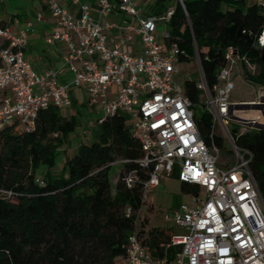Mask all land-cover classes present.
I'll return each instance as SVG.
<instances>
[{
	"label": "built area",
	"instance_id": "2783aa9c",
	"mask_svg": "<svg viewBox=\"0 0 264 264\" xmlns=\"http://www.w3.org/2000/svg\"><path fill=\"white\" fill-rule=\"evenodd\" d=\"M55 29L45 38L47 44L62 41L65 45L62 63L72 77L58 80L59 69L36 71L25 57L34 21L0 17V128L17 124L34 128L41 109L50 105L66 108L72 103L70 88L82 87L85 105L102 106L100 124L116 112L128 114L131 134L138 140L142 155L139 165L147 170L142 181V202L159 184L162 176L176 175L180 182L197 186L190 192L192 204H180L163 220L183 229L158 249L146 239L150 228L142 227L143 218L135 221V229L127 236V248L121 264H264V196L250 167L253 154L234 143L227 125L242 126L239 132L264 128V88L252 100L234 101L233 78L258 73V65L229 45L225 64L217 71V81L209 87L200 65L196 42L192 35L193 59L199 66L195 87L201 91L203 110L211 115L209 144L197 127L195 105L185 94L184 84L177 78L181 61L177 43L171 41L169 28L163 40L156 36L158 23L168 25L172 10L155 11L142 16L135 0H94V8L83 0L79 14L74 15L56 0H44ZM189 27L190 20L182 0ZM264 9V0H254ZM111 12L125 14L121 21L101 22ZM43 14H36V21ZM116 29L119 35H111ZM139 36L141 50L133 52L131 44ZM264 48V29L257 37ZM115 86V91L110 88ZM251 105L258 116L243 118L240 106ZM232 147L233 161H220L214 133ZM133 172L125 177L128 187L138 182ZM202 196V197H201ZM146 207L151 208L150 204ZM130 212V207L127 208ZM169 249L171 253H169ZM160 250L161 254L157 251Z\"/></svg>",
	"mask_w": 264,
	"mask_h": 264
},
{
	"label": "trees",
	"instance_id": "16d2710c",
	"mask_svg": "<svg viewBox=\"0 0 264 264\" xmlns=\"http://www.w3.org/2000/svg\"><path fill=\"white\" fill-rule=\"evenodd\" d=\"M171 2L167 43H177L181 62L193 59V35L206 82L212 87L225 64V49L233 45L258 65L256 75L245 77L264 88V48L255 45L264 29L263 8L255 2L243 8L241 0H182L190 28L178 0H155L165 9ZM238 28L250 39L238 37ZM4 45L0 42V48ZM185 94L194 105L203 104L194 79L185 82ZM76 121L50 105L39 111L32 129L17 124L0 128V264H121L127 236L143 206L141 183L147 170L138 162L141 146L124 115L116 112L103 120L90 143L82 142L75 154L66 157L63 170L55 174L56 158L65 152L63 144ZM197 127L209 144L212 120L207 111L197 115ZM229 133L236 145L252 152L250 167L264 193V174L259 169L264 164V128L242 133L234 128ZM214 140L223 146L220 134L214 133ZM114 164L119 170L112 183ZM131 172L140 180L128 187L125 177ZM180 188L183 192L198 189L184 182ZM171 235L169 229L153 225L146 242L158 249Z\"/></svg>",
	"mask_w": 264,
	"mask_h": 264
},
{
	"label": "rangeland",
	"instance_id": "374dc122",
	"mask_svg": "<svg viewBox=\"0 0 264 264\" xmlns=\"http://www.w3.org/2000/svg\"><path fill=\"white\" fill-rule=\"evenodd\" d=\"M41 0H0V17L2 19H6L11 15L17 16L20 21H24L26 19L35 20L36 22V8L40 6ZM141 4L145 5V9L148 11H158V10H172L174 6V2H171L167 5L166 9L163 8L162 5H156L155 0H141ZM253 4V0H244L241 3L243 8H246ZM168 28V25L163 23H158L156 27L155 34L160 40H163L164 30ZM178 73L177 78L179 79L181 84H184V81L187 77H191L192 79H196L199 75V66L195 59H191L188 61H182L177 64ZM234 89L232 92V100H252L255 97L256 92L258 91V86L253 82L249 81L245 75H237L233 78ZM114 88L112 92H114ZM242 110H250L254 107L251 105H242L240 106ZM70 109V107L68 108ZM60 110L66 114V108H60ZM88 121L84 122L76 119L75 127L70 132L67 141L63 144V148L65 152L62 151L58 154L56 158V164L60 169V172L64 168V162L68 155L75 154L77 149L73 148V145L78 140V138H87L86 142L90 143L94 138H91L88 134L93 130L96 131V136L100 131V122L103 111L102 106L97 105L93 109H88ZM203 108L200 104L195 105V112L197 115L201 114ZM69 111V110H68ZM126 120V124H130V119L127 113L121 112ZM242 125L238 122L230 121L227 125L229 132L232 129H240ZM86 131V132H85ZM216 133L221 135V131L219 127L216 128ZM95 136V135H94ZM95 136V137H96ZM232 147L227 138H224L223 146L220 149L219 159L220 161L230 160L233 161L232 156ZM119 170L118 164H114L110 170V180L112 183L115 182L117 172ZM63 176H67V171L63 172ZM181 182L177 179L176 175L173 174L171 176H162L159 179V184L151 189V191L147 194V205L150 204L151 208L146 206H142L140 211L137 212L138 218H143L144 220L141 223L142 227L150 228L151 226L167 228L174 234L183 232L178 226H174L173 224L166 223L163 220V215L165 213H171L173 209L179 207L180 204H192V195L190 192H183L180 188ZM264 196V193H262ZM202 197V196H201Z\"/></svg>",
	"mask_w": 264,
	"mask_h": 264
},
{
	"label": "crops",
	"instance_id": "0c3cea01",
	"mask_svg": "<svg viewBox=\"0 0 264 264\" xmlns=\"http://www.w3.org/2000/svg\"><path fill=\"white\" fill-rule=\"evenodd\" d=\"M61 6L69 10L74 15L79 14V3H75L73 0H56ZM89 2L92 7L94 8L93 16L97 15L96 12V6L94 5V0H83ZM140 8V14L142 16L151 14L155 11H148L145 9V5L141 4V0H135ZM242 2L244 0H241ZM254 3V0H253ZM38 12H41L43 14V17L40 22L34 21V25L32 28V31L30 32L28 43L25 48V57L28 60V62L31 64V66L36 71H41L46 68H54L59 69L58 74V80L60 82H67L71 79L72 74L69 72V70L63 66L62 58L63 54L65 52V45L62 41L53 43V44H47L44 40V38L55 29V26L53 24L52 19L49 16V13L45 7V1L41 0L40 6L36 8V14ZM128 16L125 14H120L117 12H111L106 17L101 19V22L109 21V22H117L123 20V18H127ZM13 19L18 18L17 16L11 15L8 18L4 19ZM119 31L116 29H113L110 31L111 35H119ZM131 49L133 52L139 53L141 50V42L139 36L135 37L134 42L131 44ZM115 86H112L110 88V91L112 92V89ZM70 97H71V105L69 107H66L67 112L66 115H73L74 118L78 119L81 122H84L88 119V108L85 105L86 101V95L85 91L82 87H72L70 88ZM69 110V111H68ZM65 114V113H64ZM88 121V120H87ZM86 132V131H85ZM91 138H95L96 131L93 130L91 133L88 134ZM95 135V136H94ZM87 138H78V140L73 145V148H76L78 150L79 145L82 142H86ZM69 156V155H68ZM53 173L59 174L60 169L58 168V165L56 164L53 167Z\"/></svg>",
	"mask_w": 264,
	"mask_h": 264
},
{
	"label": "water",
	"instance_id": "95a60500",
	"mask_svg": "<svg viewBox=\"0 0 264 264\" xmlns=\"http://www.w3.org/2000/svg\"><path fill=\"white\" fill-rule=\"evenodd\" d=\"M235 29H236L235 25H232V26L229 27V30L232 31V32H233ZM236 35H237L238 37L242 38V39H250V36L248 35V33L245 32V30H243L242 28H238V29L236 30ZM255 45H256L257 47H259V46H260V41H259V40H256V41H255ZM261 60L264 61V49H263V52H262V55H261ZM259 169H260V172H261L262 174H264V164H262V165L260 166Z\"/></svg>",
	"mask_w": 264,
	"mask_h": 264
},
{
	"label": "bare ground",
	"instance_id": "6f19581e",
	"mask_svg": "<svg viewBox=\"0 0 264 264\" xmlns=\"http://www.w3.org/2000/svg\"><path fill=\"white\" fill-rule=\"evenodd\" d=\"M237 114H239L240 116H242L243 118H250V116H258V112L250 109V110H241V111H237Z\"/></svg>",
	"mask_w": 264,
	"mask_h": 264
}]
</instances>
